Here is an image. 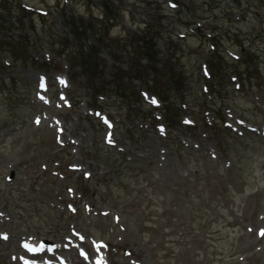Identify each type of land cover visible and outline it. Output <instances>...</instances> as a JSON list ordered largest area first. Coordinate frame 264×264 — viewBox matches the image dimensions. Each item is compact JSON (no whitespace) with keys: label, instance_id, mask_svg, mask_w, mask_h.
I'll return each mask as SVG.
<instances>
[{"label":"rangeland","instance_id":"rangeland-1","mask_svg":"<svg viewBox=\"0 0 264 264\" xmlns=\"http://www.w3.org/2000/svg\"><path fill=\"white\" fill-rule=\"evenodd\" d=\"M104 1L0 9V264H20L12 254L28 237L102 244L108 264H264V0H111L114 22ZM72 13L97 16L82 40ZM11 15L25 31L11 30ZM104 31L129 49L150 34L159 67L177 76L149 57L137 76L99 47ZM87 41L103 60L94 85L79 65ZM120 73L134 94L96 97Z\"/></svg>","mask_w":264,"mask_h":264},{"label":"trees","instance_id":"trees-1","mask_svg":"<svg viewBox=\"0 0 264 264\" xmlns=\"http://www.w3.org/2000/svg\"><path fill=\"white\" fill-rule=\"evenodd\" d=\"M0 1L4 3V4L2 3L0 5V9L10 10V11L12 10L11 6L6 5L8 0H0ZM111 3H112L111 0H105L104 1V11L106 13L104 20L114 22L113 18H114L115 13L110 7ZM21 9H22L23 13H29L26 16H32L35 13L34 11H31L25 7H22V6H21ZM11 18H12L11 23L9 22V24L12 27L11 30L18 28L21 31H25L24 24H19L20 20H17L16 16L11 15ZM96 18H97V16H94V15L93 16L92 15L87 16L85 14H75V13L70 14L68 17V20L74 21L75 37L82 40L86 36L87 30H91L95 27L96 24L93 21L95 20V22H97ZM68 20H66V22H68ZM5 21H6V19L1 20V15H0V22H2V24H0V26L2 27V28H0L1 30L5 29V24H4ZM77 23H78V25H77ZM16 24H18L19 26L15 27ZM4 31H6V29ZM96 32L100 33V31H96ZM107 34L108 33L105 31L101 32V41H100L101 44L98 43L99 47L100 48L101 47L102 48L103 47H110L111 49L115 50L113 53L115 54L116 59H118V61L119 60L122 61L124 59L132 60L131 68L136 70V72L138 73V74H136L137 76L139 75V77H140L143 75V73H140L143 70L141 67V64H140V60L143 59L144 57H149L151 60V63H155L152 66L153 70L155 72H159V73H162L164 71L171 72L172 75L169 74V75H171L170 79L175 78L177 76L174 68L171 67L170 63H165V64H163L164 66H161V67L158 66L159 61L157 60V58H158V55L160 54V52H159V50L158 51L155 50V44L153 43V40H152V37L150 34L148 36H145L144 38L138 36V34H135L134 36H136V39H134V42H136V45L133 46L132 49H129V47H131V46L127 43L115 46L116 44L113 41H111V39L108 37ZM3 37L4 38L7 37L6 34H4ZM66 40L68 41V39H66ZM1 41L3 42V39ZM87 45L91 46L89 49H87V51L85 50V48H86L85 47L80 52H78V54L81 55V58L79 59L80 60L79 65L81 66V68H83L85 70V71L83 70V72H86V74L88 76V80L91 82V84L94 85V83H95L94 81L98 80L102 75V72H103L102 61L103 60L98 56L99 49L96 48L98 46H96L94 43H92L90 41H87ZM83 46H85V44L80 42L79 44H77V46H74V49L76 51H78ZM8 52H10V50ZM132 53L134 55H132ZM60 54L65 55L66 53L60 52ZM13 56H15V57L17 56L15 52H14ZM74 65H73V67L75 68ZM69 66L71 67L70 62H69ZM166 66H168V68H166ZM113 82H114V86L112 89L106 88L105 84H104V86H102L100 84H96V88H95L96 94L95 95L97 96L100 93L101 88L105 94L111 95V93H113V94L118 95L120 97H123L125 99H127L129 96L134 94V91H130V89H132V87H131L132 84L130 83L131 84L130 85V84L126 83L123 80V76L121 73L116 75L115 80Z\"/></svg>","mask_w":264,"mask_h":264},{"label":"bare ground","instance_id":"bare-ground-1","mask_svg":"<svg viewBox=\"0 0 264 264\" xmlns=\"http://www.w3.org/2000/svg\"><path fill=\"white\" fill-rule=\"evenodd\" d=\"M0 217H1V214H0ZM16 236L15 234H12V235H8V239H7V241H8V243L10 244L11 243V241H12V236ZM44 242V241H43ZM48 242V241H47ZM50 244V243H49ZM89 249H90V253L91 254H95L96 253V250L95 249H93V248H91V247H89ZM110 256H111V258H112V260H113V256L110 254ZM29 263H31V262H29ZM94 263L95 264H100V263H102V264H107V260L105 259V256L104 255H102V254H99V256H96L95 257V259H94Z\"/></svg>","mask_w":264,"mask_h":264},{"label":"snow or ice","instance_id":"snow-or-ice-1","mask_svg":"<svg viewBox=\"0 0 264 264\" xmlns=\"http://www.w3.org/2000/svg\"><path fill=\"white\" fill-rule=\"evenodd\" d=\"M41 86H43V85H41ZM152 103L155 104L156 103V100L155 99H152ZM37 122H39V121H37Z\"/></svg>","mask_w":264,"mask_h":264}]
</instances>
